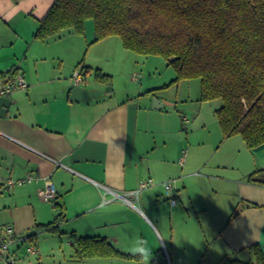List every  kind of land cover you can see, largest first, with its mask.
Wrapping results in <instances>:
<instances>
[{
	"label": "crops",
	"instance_id": "0c3cea01",
	"mask_svg": "<svg viewBox=\"0 0 264 264\" xmlns=\"http://www.w3.org/2000/svg\"><path fill=\"white\" fill-rule=\"evenodd\" d=\"M53 3L0 0V86L15 71L28 85L6 96L8 108L0 105V181L33 177L31 184L0 195V225H13L21 240L16 255L38 225L55 221L60 204L63 219L57 231L37 233L38 250L48 235L67 236L74 247L75 233L142 258H91L97 264H257V248L264 256V186L247 178L264 168V146L251 151L239 136L223 137L217 165L203 150L188 154L182 165L181 151L192 144L182 133L172 144L170 119L174 125L181 121L165 106L153 108L152 99L159 97L152 90L141 87L139 94L120 97L95 79L88 87L87 75L82 87L103 95L72 101L70 79L77 67L91 74L107 70L82 58L97 46L91 25L84 36L34 38ZM148 177L154 185L131 203L98 186L125 195ZM172 180L179 183L175 204L164 190ZM48 182L59 193L51 203L39 196Z\"/></svg>",
	"mask_w": 264,
	"mask_h": 264
},
{
	"label": "trees",
	"instance_id": "16d2710c",
	"mask_svg": "<svg viewBox=\"0 0 264 264\" xmlns=\"http://www.w3.org/2000/svg\"><path fill=\"white\" fill-rule=\"evenodd\" d=\"M87 20L94 22V43L120 37L128 51L168 60L178 75L175 82L200 79L201 102L222 101L215 116L223 137L239 136L251 151L264 146V0H54L34 38L83 36ZM81 70L84 77L92 73ZM94 77L112 85L111 75L96 70ZM247 180L264 186V168ZM56 208L55 221L38 225L37 233L57 231L64 208ZM37 233L26 238L35 243L29 246H37ZM70 239L77 260L142 259L117 251L105 239L75 233ZM256 259L264 264L259 248Z\"/></svg>",
	"mask_w": 264,
	"mask_h": 264
},
{
	"label": "rangeland",
	"instance_id": "374dc122",
	"mask_svg": "<svg viewBox=\"0 0 264 264\" xmlns=\"http://www.w3.org/2000/svg\"><path fill=\"white\" fill-rule=\"evenodd\" d=\"M87 25H91L93 29V20H87L85 24L86 28ZM80 39L82 40L83 38ZM92 40H94V38ZM95 45L97 46H94L89 53L85 51L82 58L85 59V63L87 64L93 63L95 66L96 64L104 66L107 71L102 72L112 75V85L104 84L101 85V87L105 89H114V93L119 94L120 97H125L128 93L131 95L139 94L138 90H140L141 87L144 88V91H154L153 93L159 98H153L152 103L154 104V99H157L165 106V111L172 115V117H178L179 121H181V126L178 123L174 125V118L170 119L172 120V127L169 136H172V144H175L178 139H181V133L184 136V141L187 142V138L189 143L192 144V149L186 144L184 150L181 151L180 157H182L183 152L187 150V157L188 154L192 155L196 152L201 153V150H203L212 167L218 164L217 160L220 158V153L216 152L217 148L220 149V146L222 148L225 146L222 143L223 136L215 116V110L222 106V101L201 102L200 79L195 78L175 82L178 75L175 68L170 65L168 60L162 56H142L128 51L124 48L121 38L117 36L110 37ZM81 69L82 67H77L71 75L73 76L76 70L82 73ZM134 76L137 77V79H134ZM94 79V74H89L87 76L88 87L95 85ZM70 82L73 85L71 79ZM155 88H158V90H153ZM178 142L180 143L181 141ZM228 164L233 163L230 160ZM200 174L201 173H198V175L195 176H200ZM176 182L173 183L175 191L179 185V183ZM143 183H146L145 190H148L154 185V181L150 178L143 181ZM143 190L144 189H142L139 194ZM164 190L165 197L170 199L166 192V186ZM45 237V242L41 243L42 248L38 250L40 256L32 257L27 253L26 248L29 245L35 244L29 242L28 246L25 245L26 247H22L18 251L17 264L98 263L96 262L97 260L94 259L77 260L74 257L75 248L70 245L67 236H64L62 239H60L61 237L59 236L53 237L48 235Z\"/></svg>",
	"mask_w": 264,
	"mask_h": 264
},
{
	"label": "built area",
	"instance_id": "2783aa9c",
	"mask_svg": "<svg viewBox=\"0 0 264 264\" xmlns=\"http://www.w3.org/2000/svg\"><path fill=\"white\" fill-rule=\"evenodd\" d=\"M73 86H82L85 82V77L79 70H76L71 78ZM28 85L21 74L13 76L8 80L4 81L0 86V97H6L18 90L27 89ZM45 158L51 160L52 162L56 163L57 165H61L56 160L41 154ZM187 151L183 152V155L180 159V163L183 165L186 161ZM33 182V177L28 176L25 179L20 180H13L9 179L7 181H0V195L7 192H12L17 187H22L27 184H31ZM93 182V181H92ZM176 181L172 180L165 184L166 192L172 204L176 203L173 194L176 192L174 184ZM97 184V183H95ZM146 183L140 185V188L137 191L127 193L125 195H121L120 193H116L111 189L98 184V186L105 189L107 193H111L113 195L114 200L123 199L127 202L131 203L132 197H138L139 192L142 189H145ZM40 198L47 203H51L57 199L59 196L58 190L55 185L51 182H48L44 188L39 191ZM110 202L109 199L105 198V203ZM21 242L18 234L13 225H0V264H17L18 258L16 252L14 251L15 245ZM27 253L32 257L39 256V251L35 246H28L26 248Z\"/></svg>",
	"mask_w": 264,
	"mask_h": 264
},
{
	"label": "water",
	"instance_id": "95a60500",
	"mask_svg": "<svg viewBox=\"0 0 264 264\" xmlns=\"http://www.w3.org/2000/svg\"><path fill=\"white\" fill-rule=\"evenodd\" d=\"M70 94L72 101H93L103 95V93L99 91L87 89L86 87L82 86H73L70 90ZM5 101H7L6 97H0V105L5 108H8ZM163 106L164 105H162L157 99H154V109H162Z\"/></svg>",
	"mask_w": 264,
	"mask_h": 264
},
{
	"label": "clouds",
	"instance_id": "9594fccd",
	"mask_svg": "<svg viewBox=\"0 0 264 264\" xmlns=\"http://www.w3.org/2000/svg\"><path fill=\"white\" fill-rule=\"evenodd\" d=\"M140 251H141V252H145V250H144V249H140ZM145 255L147 256V255H148V253L146 252V253H145Z\"/></svg>",
	"mask_w": 264,
	"mask_h": 264
}]
</instances>
